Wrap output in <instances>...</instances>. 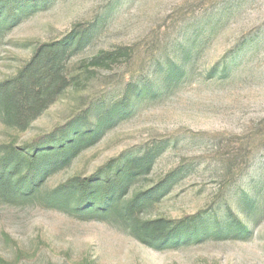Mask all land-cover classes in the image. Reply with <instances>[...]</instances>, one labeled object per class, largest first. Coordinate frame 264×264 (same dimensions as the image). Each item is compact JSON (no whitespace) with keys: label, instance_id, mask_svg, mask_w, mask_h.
Returning a JSON list of instances; mask_svg holds the SVG:
<instances>
[{"label":"rangeland","instance_id":"1","mask_svg":"<svg viewBox=\"0 0 264 264\" xmlns=\"http://www.w3.org/2000/svg\"><path fill=\"white\" fill-rule=\"evenodd\" d=\"M67 38L62 91L23 128L0 107V151L101 133L30 200L0 201V264H264V0H0V85ZM130 162L122 204L164 186L129 223L50 199ZM158 219L194 226L158 250L132 232ZM230 222L248 233L218 236Z\"/></svg>","mask_w":264,"mask_h":264},{"label":"trees","instance_id":"2","mask_svg":"<svg viewBox=\"0 0 264 264\" xmlns=\"http://www.w3.org/2000/svg\"><path fill=\"white\" fill-rule=\"evenodd\" d=\"M69 43L67 38L50 46V52L40 51L34 63L28 65L16 80L0 85V107L6 122L20 128L28 126L32 120L31 116L39 115L48 107L46 96L50 91H53L54 95L62 91L61 85L65 81L61 77V65L69 51ZM47 53L51 55L48 57ZM181 74L182 71L171 69L167 81L171 82ZM75 128L65 126L51 134L38 137L31 146L22 151L14 147L0 151V201L17 204L30 200L40 191L50 174L69 165L82 149L93 145L101 133L98 128L85 132L73 131ZM55 140H58L57 145L54 144ZM150 165L151 156L148 154L140 166L146 171ZM136 171L135 163L130 162L114 178L104 181L74 180L70 184L60 186L52 193L50 199L57 205L76 200L73 210L85 217L104 218L113 213L129 223L145 206L159 199L164 186L140 193L130 202L122 204L129 182L137 175ZM236 225L238 226L237 222H230L218 230V236L233 231L237 234L248 233L246 229L238 231ZM190 226H194L193 223L174 224L158 219L132 226V232L150 247L164 250L182 243V235L189 232ZM190 238V235L186 236L184 241Z\"/></svg>","mask_w":264,"mask_h":264}]
</instances>
